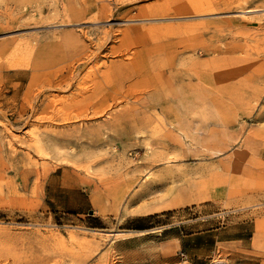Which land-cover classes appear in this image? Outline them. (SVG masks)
<instances>
[{"label": "rangeland", "instance_id": "obj_1", "mask_svg": "<svg viewBox=\"0 0 264 264\" xmlns=\"http://www.w3.org/2000/svg\"><path fill=\"white\" fill-rule=\"evenodd\" d=\"M264 264V0H0V264Z\"/></svg>", "mask_w": 264, "mask_h": 264}, {"label": "crops", "instance_id": "obj_2", "mask_svg": "<svg viewBox=\"0 0 264 264\" xmlns=\"http://www.w3.org/2000/svg\"><path fill=\"white\" fill-rule=\"evenodd\" d=\"M188 264H192V261L185 260ZM201 264H210L209 260H206V262L201 263ZM222 264V263H221Z\"/></svg>", "mask_w": 264, "mask_h": 264}]
</instances>
